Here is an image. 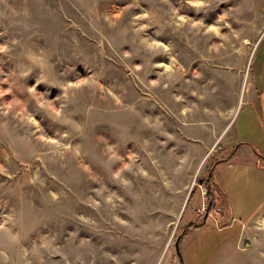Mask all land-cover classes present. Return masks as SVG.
<instances>
[{
  "label": "rangeland",
  "instance_id": "obj_1",
  "mask_svg": "<svg viewBox=\"0 0 264 264\" xmlns=\"http://www.w3.org/2000/svg\"><path fill=\"white\" fill-rule=\"evenodd\" d=\"M263 61L264 0H0V264H187L232 211L213 264H264V179L204 183L264 159Z\"/></svg>",
  "mask_w": 264,
  "mask_h": 264
},
{
  "label": "crops",
  "instance_id": "obj_2",
  "mask_svg": "<svg viewBox=\"0 0 264 264\" xmlns=\"http://www.w3.org/2000/svg\"><path fill=\"white\" fill-rule=\"evenodd\" d=\"M257 48H258V45L255 46L254 55L252 56V60H254L255 56L258 54ZM263 62H262V64H263ZM256 96H257V94L254 93L255 99L251 98L250 101L247 100V101L243 102V106L251 107L253 109L257 108L258 103L256 101V98H257ZM255 111L256 112H254V113H256V115L264 116V111L261 107H260V109L259 108L255 109ZM260 128L264 129V122H261ZM236 135L237 134L234 133V135L231 138V141H234ZM228 144H235V142H228ZM235 146L236 147L238 146V147L236 148V152L231 157V159H229L225 165L219 166L213 174L215 177L214 178L215 182L220 187H222V189H223V186L220 184V182L217 178V173L220 169L222 170L225 168H227V169L229 168L231 170V167L233 166L234 160L239 161L240 167H248V169H250V170L254 167V169L252 171L254 177L264 179V159L259 157L255 153V151L253 152V150L250 149V144L248 142H241L240 145L235 144ZM235 168H237V167L235 166ZM234 169L231 170L232 171L231 174L234 172ZM262 207H264V202L260 203L258 206L254 207V209H252V215H250V217L253 216ZM225 213H227V212L225 211ZM223 216H224V218H222L223 221L228 219V222H227L228 226H226L225 228H223V229H220V228L217 229L216 228V231L209 232L208 231V223L206 222L204 224V226H201L200 228L191 232V234H190V236L186 242V246L183 247L184 248L183 250L185 252V257H186V260L188 262L187 264H213V262L215 261L216 258H219L220 255L222 256L223 254H225V252L229 249L230 250L235 249V246H237V243L243 239L242 231H243V227L245 224H243L242 231H241V234L239 236H237L238 231L235 230V227L237 228L240 224V223L236 224V220L238 221V219L241 218V215L237 216V215L233 214V211H232V213H228V215L225 214ZM221 217H222V215H221ZM229 230H235V231L229 233ZM229 237L233 238L234 240L231 243H228L227 245L224 246L226 240H228ZM195 240L199 241L200 244L198 246V249H195L192 251L191 249H189V246ZM202 246H204V248L201 250ZM217 246H218L219 250L221 249V246H224V247H222V249L220 251L217 252V253H219V255L216 254L217 256L214 257L211 261L202 262L201 261V259H202L201 255L203 254V252H205L207 254L210 247H217ZM212 257H213L212 254H210L209 258H212Z\"/></svg>",
  "mask_w": 264,
  "mask_h": 264
},
{
  "label": "trees",
  "instance_id": "obj_3",
  "mask_svg": "<svg viewBox=\"0 0 264 264\" xmlns=\"http://www.w3.org/2000/svg\"><path fill=\"white\" fill-rule=\"evenodd\" d=\"M261 47H262V46H261V44H260V45L258 46L257 51H259ZM257 53H258V52H257ZM235 152H236V147H235V149H233V152L230 154V156H229L227 159H223V160H221V161H217V162L214 163L212 166H210V168H209V170H208V173H207L206 182H204V183H205V186H206V188H207V190H208V192L210 191L211 188H213V186H214V189H215L216 192H218V193L221 192L220 188L217 187L216 184H215L213 174H214L215 170H216L219 166L225 165V164L227 163L228 159H229L230 157H232V156L234 155ZM213 183H214V184H213ZM192 197H193V194H192L191 198H192ZM213 208H214V204L212 203V205H211V210H213ZM194 227H195L194 225L190 226V229H189L188 231H191V229H193Z\"/></svg>",
  "mask_w": 264,
  "mask_h": 264
},
{
  "label": "water",
  "instance_id": "obj_4",
  "mask_svg": "<svg viewBox=\"0 0 264 264\" xmlns=\"http://www.w3.org/2000/svg\"><path fill=\"white\" fill-rule=\"evenodd\" d=\"M181 239H182V237H179V239L177 240V243H176V249H177V251H178V255H179V257H180L181 260H182V256H181V253H180V250H179Z\"/></svg>",
  "mask_w": 264,
  "mask_h": 264
},
{
  "label": "bare ground",
  "instance_id": "obj_5",
  "mask_svg": "<svg viewBox=\"0 0 264 264\" xmlns=\"http://www.w3.org/2000/svg\"><path fill=\"white\" fill-rule=\"evenodd\" d=\"M92 173H93V176H96L95 172H94V169L92 170ZM94 179H95V177H92V180H94Z\"/></svg>",
  "mask_w": 264,
  "mask_h": 264
}]
</instances>
